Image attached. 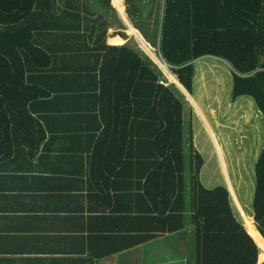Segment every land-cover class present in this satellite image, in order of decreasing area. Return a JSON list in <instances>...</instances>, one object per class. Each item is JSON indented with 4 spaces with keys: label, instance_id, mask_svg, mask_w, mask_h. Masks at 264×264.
Masks as SVG:
<instances>
[{
    "label": "trees",
    "instance_id": "obj_1",
    "mask_svg": "<svg viewBox=\"0 0 264 264\" xmlns=\"http://www.w3.org/2000/svg\"><path fill=\"white\" fill-rule=\"evenodd\" d=\"M114 10L111 0H64L61 7L57 0H0V119H21L14 110L36 95L43 74L45 95L52 89L63 100L97 108L102 120H137L145 156L142 240L180 230L189 217L194 264H264L227 188H206L199 181L203 159L185 142L184 101L176 84L146 52L105 43L104 14ZM125 12L186 91L195 59L225 61L232 98L251 97L264 124V0H150L127 5ZM63 39L82 42L51 46ZM57 54L71 64L56 66ZM65 78L64 88L50 83ZM57 109L63 119L89 118L75 108ZM254 181L252 218L244 213L264 238V137Z\"/></svg>",
    "mask_w": 264,
    "mask_h": 264
},
{
    "label": "crops",
    "instance_id": "obj_2",
    "mask_svg": "<svg viewBox=\"0 0 264 264\" xmlns=\"http://www.w3.org/2000/svg\"><path fill=\"white\" fill-rule=\"evenodd\" d=\"M118 1L119 7L111 0L115 10L104 14L105 43L143 52L135 42L148 43L125 8L150 0ZM63 2L57 0L60 7ZM81 42L63 39L51 46ZM65 56L57 54L55 65H70ZM206 58L195 59L193 67ZM38 79L36 95L26 102L19 99L23 103L14 110L21 119H0V264H194L189 217L180 230L142 240V124L102 120L97 108L63 100L52 89L45 95L43 74ZM66 82L50 83L64 88ZM21 95L29 97L23 89ZM193 104L199 110L200 102ZM69 107L89 118L63 119L57 108Z\"/></svg>",
    "mask_w": 264,
    "mask_h": 264
},
{
    "label": "rangeland",
    "instance_id": "obj_3",
    "mask_svg": "<svg viewBox=\"0 0 264 264\" xmlns=\"http://www.w3.org/2000/svg\"><path fill=\"white\" fill-rule=\"evenodd\" d=\"M121 24L124 26L123 23ZM135 43L141 45L138 40ZM140 47L156 61L167 80L173 82L174 80L164 72V68L167 67L166 69L171 73L168 66L163 67L156 59L157 50L151 47L152 53H150L142 45ZM194 69L193 84L189 91L185 92L176 85L184 101L185 142H190L203 159L199 173L200 182L206 188L225 186L229 192L234 214L242 221L237 204L239 203L243 211L251 217L255 185L254 164L262 148L263 119L251 97L239 96L235 101L233 100L232 71L225 61L210 56L201 62H196ZM172 75L175 79L176 76ZM193 100L200 102L201 109L195 107ZM200 112L203 113V117ZM206 121H209L211 128ZM217 143L223 151L222 160ZM188 155L190 156L189 152Z\"/></svg>",
    "mask_w": 264,
    "mask_h": 264
},
{
    "label": "bare ground",
    "instance_id": "obj_4",
    "mask_svg": "<svg viewBox=\"0 0 264 264\" xmlns=\"http://www.w3.org/2000/svg\"><path fill=\"white\" fill-rule=\"evenodd\" d=\"M114 2V1H113ZM115 3H116V5L119 7L120 5H119V1L118 0H115ZM131 31H133V29L131 28ZM134 32V31H133ZM135 35V34H134ZM138 38V37H137ZM140 43H141V45L146 49V50H148L150 53H152L151 52V48L149 47V46H147V44L143 41V40H141L140 39ZM155 57V56H154ZM167 68V67H166ZM166 68H164V72H165V74H167V76H169V78L170 79H172V80H175L174 79V76L166 69ZM199 104V103H198ZM200 107V106H199ZM199 109H201V108H199ZM200 114L202 115V117H203V113L202 112H200ZM209 122V121H208ZM207 126V125H206ZM212 130V129H211ZM213 133V132H212ZM217 145H218V143H217ZM219 152V151H218ZM223 152V151H222ZM220 154V153H219ZM220 155H222V154H220ZM224 157V156H223ZM223 159V158H222ZM226 170V169H225ZM227 178V177H226ZM231 188H232V186H231ZM234 194V193H233ZM234 199V198H233ZM237 206H238V209H239V212H240V214H241V216H242V219H243V222L245 223V227H246V229L248 230V232L250 233V235L254 238V240L256 241V243H257V245H258V247H259V249H260V252H261V259L262 260H264V238L262 237V235L259 233V231H258V229H257V227L255 226V224H254V222L251 220V219H249L248 217H247V215L244 213V211H243V209L241 208V206L239 205V203L237 204Z\"/></svg>",
    "mask_w": 264,
    "mask_h": 264
},
{
    "label": "water",
    "instance_id": "obj_5",
    "mask_svg": "<svg viewBox=\"0 0 264 264\" xmlns=\"http://www.w3.org/2000/svg\"><path fill=\"white\" fill-rule=\"evenodd\" d=\"M159 62L160 65H162L163 67H165V64L162 63L158 58H156ZM155 61V60H154ZM261 61H262V58H261ZM156 62V61H155ZM166 68V67H165ZM173 83H175L181 90H184L185 92H187L185 90V88L178 82V80L175 78V80L173 81Z\"/></svg>",
    "mask_w": 264,
    "mask_h": 264
}]
</instances>
